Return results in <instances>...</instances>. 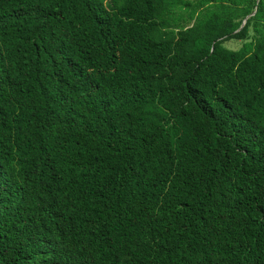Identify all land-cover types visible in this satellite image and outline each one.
I'll return each mask as SVG.
<instances>
[{"label":"trees","instance_id":"1","mask_svg":"<svg viewBox=\"0 0 264 264\" xmlns=\"http://www.w3.org/2000/svg\"><path fill=\"white\" fill-rule=\"evenodd\" d=\"M0 264H264V0H0Z\"/></svg>","mask_w":264,"mask_h":264},{"label":"rangeland","instance_id":"2","mask_svg":"<svg viewBox=\"0 0 264 264\" xmlns=\"http://www.w3.org/2000/svg\"><path fill=\"white\" fill-rule=\"evenodd\" d=\"M225 47H227L230 50H238L241 47V43L236 40H232L230 42H227L225 44Z\"/></svg>","mask_w":264,"mask_h":264}]
</instances>
